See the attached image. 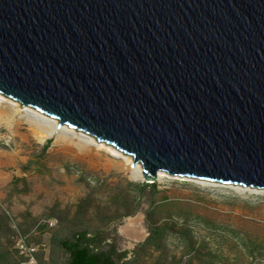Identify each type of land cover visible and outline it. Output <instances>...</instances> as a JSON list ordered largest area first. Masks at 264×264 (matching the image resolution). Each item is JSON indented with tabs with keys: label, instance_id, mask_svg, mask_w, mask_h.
Returning a JSON list of instances; mask_svg holds the SVG:
<instances>
[{
	"label": "water",
	"instance_id": "95a60500",
	"mask_svg": "<svg viewBox=\"0 0 264 264\" xmlns=\"http://www.w3.org/2000/svg\"><path fill=\"white\" fill-rule=\"evenodd\" d=\"M0 94L146 181L264 187V0H0Z\"/></svg>",
	"mask_w": 264,
	"mask_h": 264
},
{
	"label": "rangeland",
	"instance_id": "374dc122",
	"mask_svg": "<svg viewBox=\"0 0 264 264\" xmlns=\"http://www.w3.org/2000/svg\"><path fill=\"white\" fill-rule=\"evenodd\" d=\"M0 94V264H264V187L158 171ZM136 222L140 231H136Z\"/></svg>",
	"mask_w": 264,
	"mask_h": 264
},
{
	"label": "trees",
	"instance_id": "16d2710c",
	"mask_svg": "<svg viewBox=\"0 0 264 264\" xmlns=\"http://www.w3.org/2000/svg\"><path fill=\"white\" fill-rule=\"evenodd\" d=\"M84 235L74 238L75 242L67 243L69 258L67 264H116L110 252L93 250L88 243H84ZM117 264H128L126 261Z\"/></svg>",
	"mask_w": 264,
	"mask_h": 264
},
{
	"label": "bare ground",
	"instance_id": "6f19581e",
	"mask_svg": "<svg viewBox=\"0 0 264 264\" xmlns=\"http://www.w3.org/2000/svg\"><path fill=\"white\" fill-rule=\"evenodd\" d=\"M140 225H139V223L138 222H136V225H135V229L134 230H136V231H140Z\"/></svg>",
	"mask_w": 264,
	"mask_h": 264
},
{
	"label": "built area",
	"instance_id": "2783aa9c",
	"mask_svg": "<svg viewBox=\"0 0 264 264\" xmlns=\"http://www.w3.org/2000/svg\"><path fill=\"white\" fill-rule=\"evenodd\" d=\"M32 264H36V261H35V259L34 260H32V262H31Z\"/></svg>",
	"mask_w": 264,
	"mask_h": 264
}]
</instances>
